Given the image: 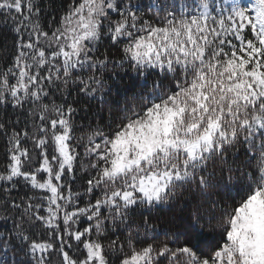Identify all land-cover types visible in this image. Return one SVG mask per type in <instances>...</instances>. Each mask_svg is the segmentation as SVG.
<instances>
[{
    "label": "snow or ice",
    "instance_id": "6c2138e0",
    "mask_svg": "<svg viewBox=\"0 0 264 264\" xmlns=\"http://www.w3.org/2000/svg\"><path fill=\"white\" fill-rule=\"evenodd\" d=\"M0 264H264V0H0Z\"/></svg>",
    "mask_w": 264,
    "mask_h": 264
},
{
    "label": "trees",
    "instance_id": "16d2710c",
    "mask_svg": "<svg viewBox=\"0 0 264 264\" xmlns=\"http://www.w3.org/2000/svg\"><path fill=\"white\" fill-rule=\"evenodd\" d=\"M2 147H3V145H2V144H0V150H2Z\"/></svg>",
    "mask_w": 264,
    "mask_h": 264
}]
</instances>
